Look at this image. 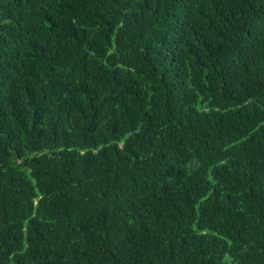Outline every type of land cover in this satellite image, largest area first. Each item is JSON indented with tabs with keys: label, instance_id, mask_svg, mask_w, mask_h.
Wrapping results in <instances>:
<instances>
[{
	"label": "trees",
	"instance_id": "16d2710c",
	"mask_svg": "<svg viewBox=\"0 0 264 264\" xmlns=\"http://www.w3.org/2000/svg\"><path fill=\"white\" fill-rule=\"evenodd\" d=\"M0 264H264V0H0Z\"/></svg>",
	"mask_w": 264,
	"mask_h": 264
}]
</instances>
